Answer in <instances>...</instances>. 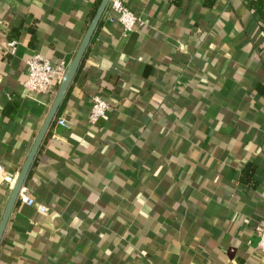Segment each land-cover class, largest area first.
Instances as JSON below:
<instances>
[{
    "label": "crops",
    "instance_id": "1",
    "mask_svg": "<svg viewBox=\"0 0 264 264\" xmlns=\"http://www.w3.org/2000/svg\"><path fill=\"white\" fill-rule=\"evenodd\" d=\"M251 1L122 0L143 20L126 38L101 18L0 264H264V25ZM97 2L0 0V220L58 90L28 98L25 61L66 70ZM97 93L109 116L91 126ZM248 163L255 189L239 181Z\"/></svg>",
    "mask_w": 264,
    "mask_h": 264
},
{
    "label": "built area",
    "instance_id": "2",
    "mask_svg": "<svg viewBox=\"0 0 264 264\" xmlns=\"http://www.w3.org/2000/svg\"><path fill=\"white\" fill-rule=\"evenodd\" d=\"M102 18L109 24L119 25L124 38L133 32V30L143 25L142 18L132 12L122 0H110ZM16 46V40H8L3 44L1 49L3 50V54L13 56ZM25 67L26 75L22 85L28 98L48 93L53 85H59L65 73V68L62 65L52 66L50 61L40 54H34L27 59ZM108 112L109 105L107 101L100 95L92 96L87 117L89 125L97 126L107 121ZM57 124L67 127L66 122L63 120H58ZM1 171L2 168L0 166ZM18 198L26 206H35V201L21 192ZM38 211L44 213L46 208L39 206ZM253 235L256 239L255 249L264 255V227H255Z\"/></svg>",
    "mask_w": 264,
    "mask_h": 264
},
{
    "label": "water",
    "instance_id": "3",
    "mask_svg": "<svg viewBox=\"0 0 264 264\" xmlns=\"http://www.w3.org/2000/svg\"><path fill=\"white\" fill-rule=\"evenodd\" d=\"M110 0H100L95 13L90 21V24L84 34V37L80 43V46L78 48V51L73 58L72 62L69 64L67 69L65 70L64 76L61 80V82L58 85V90L55 95V98L47 112V115L34 139V142L31 146V149L27 155V158L19 172V175L17 176V179L15 180L14 186L12 188V191L9 195L7 204L5 206L3 215L0 220V242L3 236V233L5 231L6 225L8 223L9 217L11 216V213L13 211V208L17 202L18 195L23 188V185L25 183V180L27 178V175L29 173V170L32 166V163L35 159V156L39 150V147L41 146L50 126L54 122V119L57 115V112L69 90V87L71 86L77 71L79 69L81 60L83 59V56L93 38V35L96 31V28L108 6Z\"/></svg>",
    "mask_w": 264,
    "mask_h": 264
},
{
    "label": "trees",
    "instance_id": "4",
    "mask_svg": "<svg viewBox=\"0 0 264 264\" xmlns=\"http://www.w3.org/2000/svg\"><path fill=\"white\" fill-rule=\"evenodd\" d=\"M216 1L217 0H204V4L206 7L211 8L215 5ZM99 2H100V0H98L97 4L95 6L96 8H97ZM250 8L257 12L258 16L260 17V19L264 25V0H253V1H251ZM94 13L95 12L93 11L91 14V19H92ZM256 170H257V168L253 163L246 164L241 170V175H240L239 181L242 184H244L245 186H248L250 189H255L258 185L257 181L254 178Z\"/></svg>",
    "mask_w": 264,
    "mask_h": 264
}]
</instances>
